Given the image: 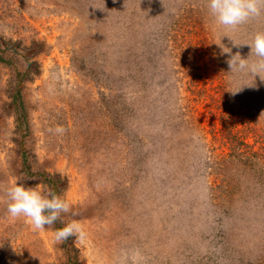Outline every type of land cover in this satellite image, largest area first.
Listing matches in <instances>:
<instances>
[{
  "label": "rangeland",
  "instance_id": "1",
  "mask_svg": "<svg viewBox=\"0 0 264 264\" xmlns=\"http://www.w3.org/2000/svg\"><path fill=\"white\" fill-rule=\"evenodd\" d=\"M257 32L207 0H0V264H264V72L227 63ZM56 181L57 222L10 218Z\"/></svg>",
  "mask_w": 264,
  "mask_h": 264
},
{
  "label": "clouds",
  "instance_id": "2",
  "mask_svg": "<svg viewBox=\"0 0 264 264\" xmlns=\"http://www.w3.org/2000/svg\"><path fill=\"white\" fill-rule=\"evenodd\" d=\"M207 8L216 27L225 31H236L240 26L264 13V0H207ZM246 45L251 48L249 57L254 54L255 61L249 63V57L242 59L240 54L236 53L227 63L231 71L236 68L249 69L254 76H260V73L264 72V32H257L252 43ZM223 52L230 53V49L225 51L223 48ZM242 88L230 92L235 95ZM56 131L59 133L64 129L57 128ZM7 196L9 201L7 212L10 218L23 217L34 230L39 231L45 230L46 226H52L60 219L62 213H68L71 208L69 202L54 192L42 194L36 188L25 187L24 184L11 186ZM78 232H80L79 225L71 223L58 229L54 235L57 240H67ZM140 258L138 251L133 253L132 264H139Z\"/></svg>",
  "mask_w": 264,
  "mask_h": 264
},
{
  "label": "trees",
  "instance_id": "3",
  "mask_svg": "<svg viewBox=\"0 0 264 264\" xmlns=\"http://www.w3.org/2000/svg\"><path fill=\"white\" fill-rule=\"evenodd\" d=\"M131 79H132V78H131ZM115 109H118V107H116ZM179 121H180L182 124L184 123V121H183L182 119H179ZM182 128H183V129H187L188 126H187V125H185V126L182 125ZM57 183H58V182L56 181L55 183L53 182V183L51 184V186H52L51 188L53 189V191H51V192H54V191H55V192H54L55 194H56V192H58L57 190H59V188H58L57 190H54V189H55V186L57 185ZM62 228H63V227H59V229H62ZM56 230H58V228H56ZM64 241H65L64 244H63L64 247H65V245H66V246L69 245L70 247H72V245H71V244H72V243H71V242H72V237H70V238H68L67 240H64Z\"/></svg>",
  "mask_w": 264,
  "mask_h": 264
}]
</instances>
